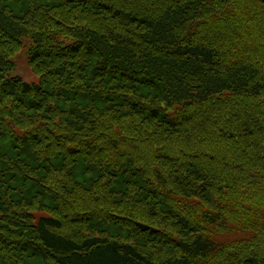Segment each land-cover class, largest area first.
<instances>
[{"label": "trees", "instance_id": "1", "mask_svg": "<svg viewBox=\"0 0 264 264\" xmlns=\"http://www.w3.org/2000/svg\"><path fill=\"white\" fill-rule=\"evenodd\" d=\"M0 264H264V0H0Z\"/></svg>", "mask_w": 264, "mask_h": 264}, {"label": "rangeland", "instance_id": "2", "mask_svg": "<svg viewBox=\"0 0 264 264\" xmlns=\"http://www.w3.org/2000/svg\"><path fill=\"white\" fill-rule=\"evenodd\" d=\"M15 72L20 73L24 76V78L28 80L34 79L36 76L34 75L32 69H30L28 60H27V52L23 49L18 55V66Z\"/></svg>", "mask_w": 264, "mask_h": 264}]
</instances>
